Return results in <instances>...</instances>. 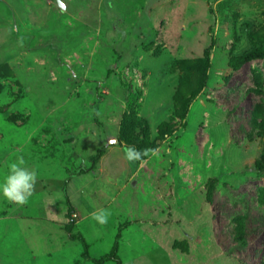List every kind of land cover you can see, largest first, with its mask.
I'll list each match as a JSON object with an SVG mask.
<instances>
[{
  "label": "rangeland",
  "instance_id": "374dc122",
  "mask_svg": "<svg viewBox=\"0 0 264 264\" xmlns=\"http://www.w3.org/2000/svg\"><path fill=\"white\" fill-rule=\"evenodd\" d=\"M60 1L0 0V178L17 158L37 177L27 203L0 197L3 264L21 232L36 264L116 241L122 264H264V57L233 69L264 46V0Z\"/></svg>",
  "mask_w": 264,
  "mask_h": 264
},
{
  "label": "clouds",
  "instance_id": "9594fccd",
  "mask_svg": "<svg viewBox=\"0 0 264 264\" xmlns=\"http://www.w3.org/2000/svg\"><path fill=\"white\" fill-rule=\"evenodd\" d=\"M125 159L134 162L140 159L141 153L134 147L124 148ZM37 177L23 158H17L11 162L7 168V174L0 178V197L9 200L17 205L27 203L32 196ZM91 219L99 225H104L108 220V213L104 209H99L91 214Z\"/></svg>",
  "mask_w": 264,
  "mask_h": 264
},
{
  "label": "trees",
  "instance_id": "16d2710c",
  "mask_svg": "<svg viewBox=\"0 0 264 264\" xmlns=\"http://www.w3.org/2000/svg\"><path fill=\"white\" fill-rule=\"evenodd\" d=\"M264 57V46L259 45L256 49H253L247 53H245L244 55L240 56L237 60L235 65L233 66V69L238 68L241 64H243L244 62L250 61V60H254L257 58H263ZM209 68V63H208V54L206 55V60H205V64L201 67L200 69V73H199V81H198V89H197V93L199 94L201 92V90L204 88L206 81H207V71ZM232 69V70H233ZM196 96V94H194L192 97L194 98ZM142 137V135H141ZM103 139V137H102ZM105 142V145H103L102 147L97 149V152L95 155L89 157V162H90V166L87 168L85 166H80L78 169H76L74 172L69 173L67 179H65L64 181H61V189L63 191H65V187L67 182L75 177V176H80V175H86L88 173H90L91 171H93L96 167V164L98 163V161L100 160V158L104 155V151L106 146H109L112 144V141L110 139H103ZM263 165L261 163H259L257 165V168L259 170L263 169ZM74 214V210L72 209V207L70 206V204H68V210H67V218L70 221V227L67 228L66 232L69 234V237L73 240H78L84 249V252L82 254V256L84 258H87V245L85 244L84 240L82 239V237L80 235H74L71 234V225H73L74 223V219H72V215ZM119 238V233L117 234L116 239ZM117 241L114 243L113 248L111 250L110 253L102 256L99 259H91V261L94 264H103L105 262H113L114 264H121V261L119 259V257L117 256Z\"/></svg>",
  "mask_w": 264,
  "mask_h": 264
},
{
  "label": "crops",
  "instance_id": "0c3cea01",
  "mask_svg": "<svg viewBox=\"0 0 264 264\" xmlns=\"http://www.w3.org/2000/svg\"><path fill=\"white\" fill-rule=\"evenodd\" d=\"M63 192H65V191H63ZM19 235L23 236L22 239L20 238ZM19 235H18V238H19L20 241H19L18 250H17V252H15L13 254H10V259L7 260V262L5 261V264H36L37 257L35 256V254H31L32 256H30L29 258L27 256V251H26L27 250V248H26L27 242H26V239H25L26 238L25 232H21ZM124 238H122V241L120 242V244H122V242H124ZM135 239H137V242L134 243V244L131 243L132 245L130 246L131 250L134 249V255H140V258L148 257L147 255L148 254L150 255V252L152 250H154L153 248H154V246H156V243H152V242L150 243L149 241L148 242L144 241L145 242L144 243V242H142L143 239H141V237H139L138 235L136 236ZM127 240H128V238H127ZM143 243H144V245H143ZM159 248H160V246H159ZM30 249H31L30 252H33L35 250V249H32L31 247H30ZM0 255H1L0 264H3L2 260H1L2 259V254H0ZM169 256H171L170 253H169ZM149 260H151V259H149ZM170 260H172L171 257H170ZM107 263H110V262H105L103 264H107ZM111 263L114 264L113 262H111ZM121 264H122V262H121ZM169 264H170V262H169Z\"/></svg>",
  "mask_w": 264,
  "mask_h": 264
},
{
  "label": "water",
  "instance_id": "95a60500",
  "mask_svg": "<svg viewBox=\"0 0 264 264\" xmlns=\"http://www.w3.org/2000/svg\"><path fill=\"white\" fill-rule=\"evenodd\" d=\"M56 3L58 5V7H60L61 9L65 8L64 4L60 0H56Z\"/></svg>",
  "mask_w": 264,
  "mask_h": 264
}]
</instances>
